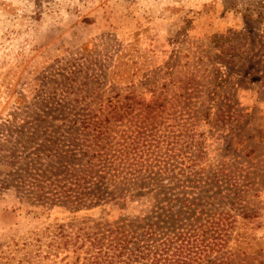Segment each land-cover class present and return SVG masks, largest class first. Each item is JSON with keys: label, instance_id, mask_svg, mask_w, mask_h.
I'll return each mask as SVG.
<instances>
[{"label": "rangeland", "instance_id": "obj_1", "mask_svg": "<svg viewBox=\"0 0 264 264\" xmlns=\"http://www.w3.org/2000/svg\"><path fill=\"white\" fill-rule=\"evenodd\" d=\"M247 3L0 0V264H106L118 229L150 226L165 264H264V18L248 26ZM58 153L133 192L58 201L34 179Z\"/></svg>", "mask_w": 264, "mask_h": 264}, {"label": "trees", "instance_id": "obj_2", "mask_svg": "<svg viewBox=\"0 0 264 264\" xmlns=\"http://www.w3.org/2000/svg\"><path fill=\"white\" fill-rule=\"evenodd\" d=\"M244 8V20L246 24L249 26L251 23L256 22L253 17L251 16V13L254 11H258L259 15L257 18V22L259 23L264 18V0L260 2L259 0H249V3L245 5ZM245 37H248L251 41L259 40L260 37H255L251 34H245ZM259 44L261 46V50L259 53V56L263 55L264 58V40H260ZM255 43V42H254ZM49 161L46 163H40L39 165H36L35 168L38 170V174L34 178L35 181H43L42 184H49V187L53 188V190L56 191L55 197L58 201L61 200L64 193H70L69 196H65V198L68 201H71L73 198L77 197L78 202L80 201L81 204H78V207L84 206L85 203H83V198H87V200H97L102 201L105 199V197L112 195V196H121L123 198H126L128 195H130L133 190H130V188H121L117 185L112 186H105L104 189H102L101 182H96L97 180L104 179L105 177L101 174L95 175L94 169L92 167V163H90L89 166H87V162L85 163L82 159H77L78 155H72L67 156L64 154H56L48 156ZM40 167V168H39ZM93 180L94 183L91 184L90 181ZM50 182V183H47ZM33 183V182H32ZM35 183V182H34ZM31 185V189L36 187L35 184ZM39 183V182H38ZM42 188V187H41ZM42 190V189H41ZM61 190V191H60ZM74 194V195H73ZM74 196V197H73ZM50 200V199H48ZM54 201V202H58ZM65 204V203H61ZM148 230H140L138 228L129 230L131 238H128V236L124 234L125 229H118L119 231H116V235L114 237V241L111 242V249L110 251H113V255L106 257L104 259V262L106 264H118L117 260H122L121 257L126 256L124 264H159L164 263L163 261H166L167 259H163V256L165 254V250H152V245L149 244L152 241V244L154 243L153 239L157 235V229L152 226ZM61 231V241L63 242V245L68 248V245L71 241L65 240L64 238H67L64 234V226L60 227ZM114 233V230L110 231V234ZM119 234H121V238H118ZM182 236V235H180ZM122 237H125L122 239ZM179 239V238H178ZM177 239V240H178ZM186 240L183 239V241ZM133 246L130 248V246ZM170 245V244H168ZM190 241L188 240L185 244L184 242H181V244L176 247V252L178 254L182 255L185 254L186 251H188V248H190ZM167 246V244L164 245V249ZM173 246H169L168 249L172 248ZM150 249L147 250L146 249ZM162 252V254H161ZM174 253V255L176 254ZM99 253H103L102 247L100 248ZM109 253V252H108ZM106 254V252H105ZM159 256V257H158ZM91 259H88L90 261ZM103 259L93 258L92 262H88L85 264H101ZM147 260L146 262H144ZM151 260V263H148V261ZM121 263V264H122Z\"/></svg>", "mask_w": 264, "mask_h": 264}]
</instances>
